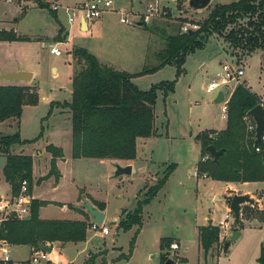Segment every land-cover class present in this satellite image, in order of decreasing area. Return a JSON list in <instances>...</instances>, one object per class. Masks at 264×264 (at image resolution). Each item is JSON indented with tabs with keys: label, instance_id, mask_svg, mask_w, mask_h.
Listing matches in <instances>:
<instances>
[{
	"label": "rangeland",
	"instance_id": "374dc122",
	"mask_svg": "<svg viewBox=\"0 0 264 264\" xmlns=\"http://www.w3.org/2000/svg\"><path fill=\"white\" fill-rule=\"evenodd\" d=\"M113 1L117 9L130 10V5L136 4L142 7L140 10L145 11L146 4L155 0ZM231 1L235 0H211L206 8L192 10L188 6V0H165L149 28L147 25L139 27L121 24L118 22V15L112 13L104 16L100 25H90L87 32H81L76 23L70 27L61 11L54 16L47 8L33 3L29 6L23 3L20 5L16 1L0 0V24H7V30L13 29L27 37V40L22 41L0 40V75L19 71L35 73V84L3 77L0 78V84L22 83L32 88L38 96L51 95L57 98L49 103L39 100L35 105L23 106L19 122L21 138L34 139L41 129L43 136L33 147L26 144L24 151L30 152L35 160H39L40 166L45 168L47 157L51 153L47 151L40 155V152L45 150V140H49L61 146L67 157L66 162L59 167L61 177L57 187H53V176L41 181L34 179L31 185L32 195L36 198L70 202L75 195V184L89 181V184L101 191L106 203L108 219L103 224L108 226L109 235H102L99 228H91L92 219L84 209L69 205L71 209H78L88 227L84 241L67 242L65 245L54 241L59 245L53 247V252L65 260L66 264H83L86 258L89 259V264H162L160 254L166 252L168 258L174 260V264H259L256 259L264 239V191L251 193L252 196L246 194L253 203L241 204L240 217L243 219L240 223L236 224L234 221L227 231L219 229L220 242L208 252L206 261L203 252H198V228L208 223L215 226L227 211V186L224 181L203 176V162L212 157L206 152L208 158L201 159L204 155L196 135L203 130L219 132L221 130L211 128L225 127L226 117L224 119L222 116V103L213 101L217 91H205L206 84L219 67L218 58L213 55L242 67L244 75L241 83L262 100L264 61L260 60V50L238 56L224 45L221 36L211 35L204 48L187 55L183 64L184 71L180 75L176 76V65L170 62L157 70L134 77L132 82L141 90H148L167 81L175 80V83L173 91L165 97L163 90H158L154 109L156 133L146 138L142 144L138 143L135 168L129 175L113 177L111 173L107 178L104 174L105 163L99 164L97 159L90 162L72 158L70 113L68 115V111L59 105L63 99H71L68 92L71 89L68 60L72 48L84 47L94 55L98 53L107 56L108 60H115L123 67L127 66L130 72L136 73L145 66L159 64V53L166 45L165 38L178 32L183 22L195 21L200 24L215 4ZM22 5L26 8L24 11L21 10ZM61 26L60 41H56ZM64 29L69 30V35L64 34ZM55 43H58L57 46L62 51L60 56L49 52L50 46ZM132 43L144 45L147 56H138L141 48L129 47ZM128 51L131 52L129 57L126 54ZM126 57L128 62H123ZM52 67L56 68V73ZM230 90L231 87L223 88L226 97ZM55 104L57 106H53ZM17 128V120L8 119L0 123V135L12 134ZM109 160L122 166L131 161ZM4 163L5 156L0 154V193L5 194L9 189L2 174ZM172 163L175 164L174 169L164 185L143 206L140 229L136 225L127 230L119 228V221L133 214L136 200L147 198V190L158 182L166 167ZM39 171L37 168L36 174ZM194 171L198 172V176H194ZM247 188L253 191L264 190V181ZM41 214L54 218L46 220L73 218V212L64 213L60 211L58 204L53 203L45 207ZM116 217L118 220L115 223ZM235 228L238 229L239 236L231 240ZM134 235L135 242L130 248ZM162 239L167 242L163 247L160 246ZM172 242H176L179 249L172 250ZM226 243L229 245L224 251ZM11 248V256L21 259L27 257L34 247L30 246V252L27 247ZM184 248L187 250L184 251ZM151 254H155V257H151ZM123 255L127 257L121 258Z\"/></svg>",
	"mask_w": 264,
	"mask_h": 264
},
{
	"label": "trees",
	"instance_id": "16d2710c",
	"mask_svg": "<svg viewBox=\"0 0 264 264\" xmlns=\"http://www.w3.org/2000/svg\"><path fill=\"white\" fill-rule=\"evenodd\" d=\"M20 5L31 2L47 8L42 0H14ZM24 5L21 10H25ZM48 9V8H47ZM55 16V13L51 12ZM193 32H178L165 38V47L160 51L161 60L154 66H145L136 73H129L101 62L84 47L71 49V99L62 103L70 113L71 120V157L115 160H134L136 142L139 138H148L156 133L154 128V109L158 90H163L164 97L174 89L173 81L155 85L148 90L139 89L132 78L157 70L173 62L176 76L183 73V64L188 54L204 48L211 35L222 37L227 48L238 56L260 50L264 57V0H235L226 4H215L206 19ZM62 26L56 41H60ZM1 41H22L27 37L18 35L14 30L0 29ZM236 55V54H235ZM39 96L27 85H0V123L16 119L17 131L0 135V154L5 156L2 168L4 180L10 185L12 195H17L23 180L33 182V159L31 155L16 153L15 148L36 142L42 136L31 140H22L19 122L25 104L35 105ZM263 103L261 98L242 83L236 85L227 100L226 127L217 132L203 130L196 135L201 145L202 155L206 148L213 145L223 149L217 161L209 159L200 166L202 171L212 178L224 182L244 183L264 181V140L257 145L252 133H247L244 117L255 105ZM214 135H216L214 137ZM259 148V151L255 150ZM45 150L51 153L48 173L37 179L41 181L53 176L57 180L60 173L56 159L63 156L62 149L48 144ZM175 164H169L163 176L145 193L146 199L136 200L133 214L119 221L123 230L142 225V209L156 192L164 185L172 173ZM231 198H228V203ZM48 202L32 199L29 219L10 218L0 224V239L11 245H29L38 248L39 244L58 241L61 243L84 241L87 222L80 220L40 219L38 212ZM250 203H253L250 202ZM103 210L104 206L97 205ZM74 207V206H73ZM75 208V207H74ZM78 210V209H77ZM241 221V220H240ZM235 222L236 224L240 223ZM137 230V232H138ZM238 229H234L237 231ZM136 235L130 241L133 247ZM198 241L204 257L220 242L219 228L208 223L198 228ZM162 239L160 246L166 244ZM171 244V243H170ZM222 241V247H223ZM123 255L121 258H126ZM162 264L168 259L167 252L161 253ZM259 264H264V239L260 244ZM83 264H89L87 259Z\"/></svg>",
	"mask_w": 264,
	"mask_h": 264
},
{
	"label": "built area",
	"instance_id": "2783aa9c",
	"mask_svg": "<svg viewBox=\"0 0 264 264\" xmlns=\"http://www.w3.org/2000/svg\"><path fill=\"white\" fill-rule=\"evenodd\" d=\"M47 8L57 14L60 11L64 14L67 23L71 26L75 22L85 21L87 24H93L102 19L106 14L113 13L118 15V22L121 24L134 25H149L154 17L160 13V9L165 0H155L146 5L145 11H128L125 9H117L114 7L113 0H83L80 2L70 3L69 0H42ZM176 1V0H170ZM199 23L195 21H186L180 25V32L185 33L189 30L199 29ZM55 43L50 46L49 52L55 56H60L62 51ZM244 75L242 67L235 62L229 60H222L219 64L218 70L214 76L208 81L205 86L207 93L222 90L224 87H231L233 89L236 85L241 83ZM224 93V91H223ZM225 97V96H224ZM264 106V102L261 103ZM227 100L222 102L223 118L226 117ZM246 122L247 133H252L255 139V123L249 115L244 117ZM264 140V135L261 136ZM259 151L258 147H255ZM204 155L201 159H207ZM194 176H198V172L194 171ZM206 176V174H203ZM31 195L29 191V183L23 180L20 185V190L17 195L0 196V224L2 221L10 218L22 219L29 215L31 205ZM231 220V222H229ZM234 222V216L230 209L225 213L224 217L220 219L215 226L219 229H231ZM91 228L94 230L100 229L102 235L109 234L110 230L105 224L97 225L91 223ZM225 231V234H226ZM222 238V237H221ZM45 245L51 247L50 252H45L40 248H33L27 259L17 261L11 257V244L5 239H0V264H64L58 254L53 252V247L59 244L55 242H47ZM170 248L176 250L179 248L177 243H171Z\"/></svg>",
	"mask_w": 264,
	"mask_h": 264
},
{
	"label": "crops",
	"instance_id": "0c3cea01",
	"mask_svg": "<svg viewBox=\"0 0 264 264\" xmlns=\"http://www.w3.org/2000/svg\"><path fill=\"white\" fill-rule=\"evenodd\" d=\"M5 1H7V0H5ZM8 1H11V2H13L14 0H8ZM80 1H83V0H69V2L70 3H75V2H80ZM24 5L26 4H29V6H31L32 4H31V2H22ZM147 5V4H146ZM144 7V6H143ZM142 7H140V6H137L136 4L134 5V4H131L130 5V7L128 8V9H130V10H128V11H139V12H141L142 10H140ZM109 14H112V13H109ZM55 15H57V14H55ZM107 15V14H106ZM105 15V16H106ZM104 18V17H103ZM102 19H100L99 21H97V22H95V23H93V24H95V26H97V25H100L101 24V21ZM76 23V25H77V29L79 30V31H81V32H87L88 30H89V28H90V25H93V24H87V25H85L84 23H83V21L81 20L80 22H75ZM74 24H72L70 27H72ZM150 25V24H149ZM149 25H147L148 26V28H149ZM3 26H5V27H3ZM144 26H146V25H144ZM139 27H140V25H139ZM65 28V27H64ZM0 29H8V25L7 24H0ZM13 30V29H12ZM15 31V30H14ZM64 31H65V35H69V30H66V29H64ZM16 32V31H15ZM17 33V32H16ZM18 34V33H17ZM18 35H20V34H18ZM30 40H31V38H30ZM61 42H64V41H61ZM53 45V44H52ZM138 47V48H141L140 50L141 51H138L139 53H137V55L138 56H140V55H144V56H147V53H146V51H145V49H144V45L143 46H140L139 44H137L136 45V43H132V44H130L129 45V47ZM142 50H143V52H142ZM69 51V50H68ZM145 52V53H144ZM70 54V53H69ZM96 55V57L101 61V62H103V63H107V64H110L111 66H114L115 68H117V69H120V70H125V71H127V72H129V73H133V72H130L129 70H128V68H126L127 66H124L123 67V65L121 64V63H117V62H114V61H111V60H108L107 58V56H101V55H99L98 53H95ZM126 54H127V56L129 57V55L131 54V52L130 51H128V52H126ZM99 55V56H98ZM70 56V59L68 60V64H69V67H70V72L68 71V73H70L69 74V79L71 78V74H72V70H73V67H72V56H71V54L69 55ZM215 58H218V65H219V63L222 61V59L219 57V56H215V55H213ZM110 59V58H109ZM260 60L261 61H264V57H262V55H260ZM123 62H128V60H127V57H126V59H124L123 60ZM122 65V66H121ZM52 70L54 71V73H56V68H54V67H52ZM35 73H33L32 72V76H31V80L29 81V84H35ZM133 79V78H132ZM71 81V80H70ZM0 85H22V83L21 84H0ZM232 90L233 89H231L230 90V92H229V95H228V97H226L225 96V94H224V96H225V98H226V100H228V98H229V96H230V94H231V92H232ZM71 89L68 91L69 92V94H70V98H71ZM39 100L40 101H44V102H47V103H49L50 101H52V100H57V98H55V96H51V95H49V96H46V95H39ZM262 100H264V99H262ZM70 100H68V99H63V102L62 103H64V102H69ZM264 102V101H263ZM60 105V107H62V108H64L63 107V105L62 104H59ZM53 106H57L56 104L55 105H53ZM52 106V107H53ZM64 109H66V111H68V109L67 108H64ZM68 115H69V111H68ZM225 119V118H224ZM71 127V126H70ZM225 127H226V119H225ZM225 127H222V128H211V129H216V130H223V129H225ZM20 133V132H19ZM21 137V136H20ZM41 138H43V136L41 137ZM46 138H47V136H46ZM22 139V138H21ZM146 138H139V139H137V142H136V151H137V145H138V143H140V144H142L143 142H144V140H145ZM22 140H26V139H22ZM27 140H29V139H27ZM36 143L37 142H34V143H30V147L32 146V145H36ZM48 144H53V145H55V146H57V147H59V148H61L62 149V147L61 146H58V145H56V144H54L53 142H49V140H45V145H44V147L46 146V145H48ZM33 147V146H32ZM26 148V144L25 145H19V146H17L16 148H15V151H16V153H22V154H27V155H31L32 156V158H33V171H32V177H33V180L35 179V180H37L39 177H41V176H44V175H46L47 173H48V171H49V168H50V165H49V160H50V158H51V155H49V157H47L48 158V163H47V166L45 167V168H43L42 167V165L40 166V163H39V160H35V158H34V156L30 153V152H25L24 151V149ZM43 152H46L47 153V151L46 150H44L43 149V151H41L40 152V155L41 154H43ZM62 152H63V149H62ZM137 155V154H136ZM66 159H67V157H65V155H64V153H63V156L62 157H60V158H57L56 159V166H57V169H58V171H59V173H60V176H59V178L57 179V180H55L54 178H53V181L55 182V184H54V186L53 187H57V184H58V181H59V179H60V177H61V172H60V169H59V167H60V165H61V163H64V162H66ZM77 159H84V160H90V162H92L93 160H95L96 158H77ZM136 159V158H135ZM135 159L134 160H131V161H129L127 164H131L132 165V171L131 172H133L134 171V168H135ZM98 160V163L99 164H104L105 166H104V174H105V176L108 178L109 177V175L111 174V173H113V170H114V167H113V164L114 163H112V161L111 160H109V159H97ZM127 164H125V165H127ZM37 168L38 169H40V171H39V174H36V170H37ZM146 168H147V166H146ZM45 169V170H44ZM6 182V181H5ZM33 183V182H32ZM258 183H260V182H244V183H233V182H225V184H226V186H227V194L225 195V198H226V201H225V203H226V210L228 211V209H229V204H228V202H227V199L230 197V196H232L233 194H235V192L237 193V194H250L251 196H252V194L251 193H256L257 191H264V190H262V189H255V191H253V190H249L247 187H249V185H258ZM6 184H7V186H8V189H9V191H7V192H5V194L4 193H0V196H7V195H10L11 194V192H10V185L6 182ZM245 188V189H244ZM30 195H31V198L32 199H39V200H46V201H49L50 203H48L47 205H45V206H41L40 208H39V212H38V215H39V218L40 219H50V218H53V217H50V216H46L45 215V217L44 216H42V214H41V212H42V210L43 209H45V207H47L48 205H51V203H53L54 205L55 204H58V206H59V208H60V211H63L64 213L66 212H73V218H57V219H61V220H82V221H85V220H83V216H82V214L79 212V211H77V210H75V209H71L70 207H69V205H73L75 208L76 207H78V205L82 202V200L85 198L88 202H90L92 205H94V206H96L97 208H98V206L97 205H99V204H101V205H103L104 206V209L102 210L103 212H104V214H105V216H104V220H103V223L108 219V213H107V208H106V203H105V200L102 198V194H101V191L98 189V188H94L93 187V185L90 183L89 184V181H87V182H84V181H80L79 183H77V184H75V195H74V197H73V199L70 201V202H68V201H60V200H54V199H43V198H36L35 196H33L32 195V192H31V188H30ZM101 210V209H100ZM226 211V212H227ZM29 216V215H28ZM23 219V218H22ZM54 219V218H53ZM243 218H241L240 217V220H242ZM117 220H118V217H116L115 219H114V222L116 223L117 222ZM203 226V225H202ZM140 229V228H139ZM109 234H110V232H109ZM109 234H107V235H109ZM197 239H198V231H197ZM172 243H176V242H172ZM66 243H61V245H65ZM179 246V245H178ZM11 247H27L28 249H29V252L31 251L30 250V246H28V245H18V246H15V245H11L10 246V248ZM197 247H198V252H200V251H202V249L200 248V246H199V241H198V243H197ZM179 249V248H178ZM11 250H12V248H11ZM187 250V248H184V251H186ZM89 251H91V250H88V252ZM213 254V253H212ZM28 256H29V254H28ZM28 256L27 257H24V258H21V259H17V258H14V257H12L13 259H15V260H17V261H23V260H25V259H27L28 258ZM89 256V255H88ZM87 256V257H88ZM151 257H155V254H151L150 255ZM204 259H205V261H206V259H207V255L204 257ZM60 260L64 263V264H66V262H65V260H63V259H61L60 258ZM87 260V258L85 259V261ZM117 260V259H116ZM84 261V262H85ZM174 261V260H173ZM173 264H174V262H173ZM200 264V263H199Z\"/></svg>",
	"mask_w": 264,
	"mask_h": 264
},
{
	"label": "water",
	"instance_id": "95a60500",
	"mask_svg": "<svg viewBox=\"0 0 264 264\" xmlns=\"http://www.w3.org/2000/svg\"><path fill=\"white\" fill-rule=\"evenodd\" d=\"M211 0H188V6L192 10H198L202 8H206ZM85 25L87 23L83 21ZM189 33L193 32L192 30L188 31ZM221 63V62H220ZM219 63V64H220ZM32 73L29 71H19L13 74L8 75H0V78H7V79H17L20 81H30L31 80ZM224 93L222 90H219L216 93V96L214 97L213 101L216 103H222L224 101ZM248 115L252 118V120L255 123V142L254 144L257 145L261 141V136L264 135V106L259 103L255 105L252 109L248 111ZM216 135H214L215 137ZM207 153L212 157L213 161H217L218 157L223 153V149H216L213 145H209L206 148ZM114 170L112 173L113 177H118L121 175H129L132 171V165H120L118 163L113 164ZM253 200L246 194H233L231 196L230 202H229V209L232 211L234 216V221L237 223L240 221V206L243 203L246 202H252ZM79 208L84 209L89 217L92 219V222L101 225L103 224L104 220V212L97 208L96 206L92 205L90 202H88L85 198L82 200V202L78 205ZM24 220H28L29 216L23 217ZM239 236L238 231H233L231 234V240L236 239ZM228 243L224 246V251H226L228 247ZM38 248L42 249L45 252H50L51 247L45 244H39ZM173 259L168 258L163 264H173Z\"/></svg>",
	"mask_w": 264,
	"mask_h": 264
}]
</instances>
